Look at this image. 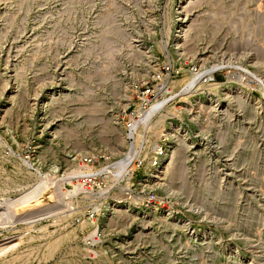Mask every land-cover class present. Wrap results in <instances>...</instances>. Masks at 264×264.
Wrapping results in <instances>:
<instances>
[{"label":"rangeland","instance_id":"rangeland-1","mask_svg":"<svg viewBox=\"0 0 264 264\" xmlns=\"http://www.w3.org/2000/svg\"><path fill=\"white\" fill-rule=\"evenodd\" d=\"M0 264H264V0H0Z\"/></svg>","mask_w":264,"mask_h":264},{"label":"built area","instance_id":"built-area-1","mask_svg":"<svg viewBox=\"0 0 264 264\" xmlns=\"http://www.w3.org/2000/svg\"><path fill=\"white\" fill-rule=\"evenodd\" d=\"M166 71L167 70H165V72ZM154 95H155L154 92L150 90L148 87L140 92L138 97L139 104L137 111L139 114L146 112V110L149 108L150 104L154 99ZM131 131L132 130L130 126H128L129 135L131 134ZM166 145H168L167 138L165 139V144L159 145L154 157L150 158L146 162V167L144 172L145 178L151 180V179H155L152 177L154 176L157 177L159 174H161L160 158L162 157L163 153L166 150ZM137 157L136 158L131 157V160L127 162L126 165L123 167L124 172L129 173L132 171V168L134 167L135 168L143 167V162H141V160H139V158ZM94 163H96L95 158L90 156L84 157L77 164V168H78L77 170H80L82 173H79L77 175L71 174L70 177V180L72 181L70 183L72 185L75 184V186H77L75 193L78 192L77 196H80L83 199H88V200L92 199V196L95 194L97 190L98 183L101 182L102 177L104 176L103 169H96ZM151 170H154L156 174L154 175L149 174ZM143 181L146 182V179H143ZM132 188L133 187L126 188V194L131 193ZM143 202H144L143 206L145 209L151 207L155 209L156 206L160 205L159 201L157 200V197L151 193H148L147 197H144ZM60 212H62V210ZM97 214L98 213L95 208L92 209V207H88L83 211L82 218L77 217L74 220L77 223V226H80L83 229L85 228V233L83 234L81 241L83 242L84 248L86 249H93L95 246L100 245L103 240L102 239L103 234L100 231V228H98V225L95 221V217Z\"/></svg>","mask_w":264,"mask_h":264},{"label":"bare ground","instance_id":"bare-ground-1","mask_svg":"<svg viewBox=\"0 0 264 264\" xmlns=\"http://www.w3.org/2000/svg\"><path fill=\"white\" fill-rule=\"evenodd\" d=\"M196 5V4H195ZM180 14H181V12H180ZM259 28V27H258ZM105 30V29H104ZM105 45V44H104ZM105 47V46H104ZM106 48H107V46H106ZM259 59H257L256 61H258ZM259 62V61H258ZM200 76V74H198V75H196V77L194 78V79H192V81L193 80H196V78L197 77H199ZM197 80H199V79H197ZM191 81V82H192ZM190 82V83H191ZM194 83H195V81H193ZM194 83H192V84H194ZM189 84V83H188ZM197 86V85H196ZM217 86L218 85H216V84H211V85H209L208 86V89L210 90V91H214L216 88H217ZM199 87V86H198ZM228 97V96H227ZM229 99H231V98H228V100ZM150 107V106H149ZM148 110V109H147ZM147 110H146V112H147ZM146 112L145 113H142V114H139L140 116L139 117H137V120L139 121L142 117H144V115L146 114ZM134 125H135V122H131V124H130V128H131V134H130V136H132L133 137V135H134ZM144 142V141H143ZM143 142L141 143V144H143ZM144 145V144H143ZM180 147V146H179ZM198 147V146H197ZM133 148H135L134 146H133ZM142 149H143V146H142ZM135 150V149H134ZM176 150V145H175V143H169L167 146H166V150H165V152L163 153V155H162V157L160 158V170L161 169H163L164 168V166L170 161V159H171V157H172V155H173V153H174V151ZM131 157H133V155L131 156ZM131 157H130V159H127L126 161L127 162H129L130 160H131ZM182 159V158H181ZM126 162V163H127ZM183 165V164H182ZM179 166V165H178ZM179 173H180V171H178ZM177 172V173H178ZM179 176V175H178ZM48 245H50V246H52V244H48ZM236 251V250H235ZM237 253V252H236ZM30 254H32V253H30ZM25 255V254H24ZM24 255H22V256H24ZM21 256V255H20ZM28 256V255H27ZM31 256V255H30ZM22 258V257H21ZM20 258V259H21ZM29 258V257H28ZM27 259V258H26ZM23 262V261H22ZM27 263V262H26Z\"/></svg>","mask_w":264,"mask_h":264}]
</instances>
